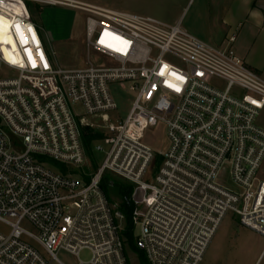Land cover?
<instances>
[{
	"label": "built area",
	"instance_id": "obj_1",
	"mask_svg": "<svg viewBox=\"0 0 264 264\" xmlns=\"http://www.w3.org/2000/svg\"><path fill=\"white\" fill-rule=\"evenodd\" d=\"M27 3L86 14L85 67L54 65ZM0 22L15 43L0 41V264H65L61 251L78 264H129L108 173L134 185L131 219L148 264H200L230 212L264 237V79L237 55L234 36L218 47L181 20L94 0H0ZM113 85L134 95L123 119L108 117ZM80 116L105 118L94 146L103 161L82 179L44 160L87 162ZM160 125L168 146L156 153L146 135Z\"/></svg>",
	"mask_w": 264,
	"mask_h": 264
},
{
	"label": "rangeland",
	"instance_id": "obj_2",
	"mask_svg": "<svg viewBox=\"0 0 264 264\" xmlns=\"http://www.w3.org/2000/svg\"><path fill=\"white\" fill-rule=\"evenodd\" d=\"M94 3L117 10L152 16L168 23L181 20L189 32L200 39L219 45L218 39L234 35L236 38L264 39V0H94ZM32 21L37 25L44 45L52 57L56 67L65 69H81L85 67V17L86 14L75 8L66 6H48L38 3H27ZM8 24L0 22V41L10 44L7 39ZM229 39V38H227ZM234 49L236 41L233 42ZM253 47L251 51L259 50ZM7 56L8 48L4 47ZM264 51V47L262 52ZM98 57L94 55L93 58ZM10 58V57H9ZM173 62L172 59H169ZM177 62V61H176ZM175 63V62H173ZM14 70L3 67L2 74L11 76ZM16 73V72H15ZM224 86V84H221ZM112 93L117 109L108 114L112 120L123 119L128 114L133 100V93L123 85H113ZM80 119L85 127L95 135L87 151V162L80 166L55 162L44 158L48 166L63 173H71L76 178L95 173L103 161V155L94 151V146L104 137L105 118ZM91 122L94 125H91ZM258 123L264 127V110L258 117ZM146 141L156 153L164 151L168 146L165 128L160 125L150 130ZM159 165V159L156 165ZM260 178L264 180V162L260 170ZM103 188L111 202L118 208L123 203V195L118 185L131 186L124 179L108 173ZM144 191L137 190L135 199L140 201ZM130 198V197H129ZM0 230L8 231V227L0 222ZM137 240L136 233L134 232ZM141 249V248H140ZM145 256L144 251L141 249ZM46 258L47 255L43 252ZM129 264H141L139 254L126 246ZM90 252L84 250L79 258L89 261ZM59 259L65 264H78L77 258L61 251ZM55 264V263H54ZM200 264H264V237L240 224L233 213H228L210 243Z\"/></svg>",
	"mask_w": 264,
	"mask_h": 264
},
{
	"label": "trees",
	"instance_id": "obj_3",
	"mask_svg": "<svg viewBox=\"0 0 264 264\" xmlns=\"http://www.w3.org/2000/svg\"><path fill=\"white\" fill-rule=\"evenodd\" d=\"M82 134H83V141L85 144V148H89L92 140L95 138V135L92 134L91 131H89L88 127H82ZM105 184V183H103ZM120 188V191L123 195V203L121 205V210L123 211L125 215V222L124 227L122 230V235L125 239V244L128 247H131L133 250H135L139 256H140V262L141 264H148V261L146 259V256L142 253L138 241L135 238L134 235V225L131 219L132 215V206L129 202L130 197V190L132 189L131 186H124V185H118Z\"/></svg>",
	"mask_w": 264,
	"mask_h": 264
},
{
	"label": "crops",
	"instance_id": "obj_4",
	"mask_svg": "<svg viewBox=\"0 0 264 264\" xmlns=\"http://www.w3.org/2000/svg\"><path fill=\"white\" fill-rule=\"evenodd\" d=\"M234 36V35H231ZM229 38V37H227ZM222 38L218 39V47H226L230 44L229 39ZM236 41V48L235 49L237 55L245 62V64L254 70L256 73H258L263 79H264V39L259 40H248L247 38H234V41ZM233 46V43L231 44ZM258 47L259 50L251 51L253 47ZM234 48V47H233ZM257 48V49H258Z\"/></svg>",
	"mask_w": 264,
	"mask_h": 264
},
{
	"label": "bare ground",
	"instance_id": "obj_5",
	"mask_svg": "<svg viewBox=\"0 0 264 264\" xmlns=\"http://www.w3.org/2000/svg\"><path fill=\"white\" fill-rule=\"evenodd\" d=\"M7 33H8V29H7ZM7 39H8V42H9L11 45H13V47H15V43H14L13 38H12L11 36H9L8 34H7Z\"/></svg>",
	"mask_w": 264,
	"mask_h": 264
},
{
	"label": "snow or ice",
	"instance_id": "obj_6",
	"mask_svg": "<svg viewBox=\"0 0 264 264\" xmlns=\"http://www.w3.org/2000/svg\"><path fill=\"white\" fill-rule=\"evenodd\" d=\"M17 31H19V25H17ZM101 42H103V41H101Z\"/></svg>",
	"mask_w": 264,
	"mask_h": 264
},
{
	"label": "water",
	"instance_id": "obj_7",
	"mask_svg": "<svg viewBox=\"0 0 264 264\" xmlns=\"http://www.w3.org/2000/svg\"><path fill=\"white\" fill-rule=\"evenodd\" d=\"M139 247L142 249V244H139Z\"/></svg>",
	"mask_w": 264,
	"mask_h": 264
}]
</instances>
